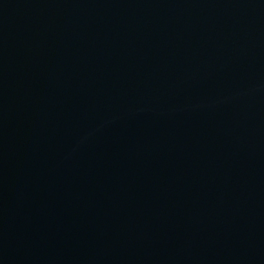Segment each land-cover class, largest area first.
Here are the masks:
<instances>
[{
	"label": "water",
	"instance_id": "water-1",
	"mask_svg": "<svg viewBox=\"0 0 264 264\" xmlns=\"http://www.w3.org/2000/svg\"><path fill=\"white\" fill-rule=\"evenodd\" d=\"M0 264H264V0H0Z\"/></svg>",
	"mask_w": 264,
	"mask_h": 264
}]
</instances>
